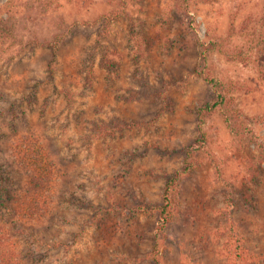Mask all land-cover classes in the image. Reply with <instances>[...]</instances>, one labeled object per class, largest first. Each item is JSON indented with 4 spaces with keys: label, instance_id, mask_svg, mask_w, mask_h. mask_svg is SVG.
<instances>
[{
    "label": "rangeland",
    "instance_id": "1",
    "mask_svg": "<svg viewBox=\"0 0 264 264\" xmlns=\"http://www.w3.org/2000/svg\"><path fill=\"white\" fill-rule=\"evenodd\" d=\"M0 177V264H264V0H0Z\"/></svg>",
    "mask_w": 264,
    "mask_h": 264
},
{
    "label": "trees",
    "instance_id": "2",
    "mask_svg": "<svg viewBox=\"0 0 264 264\" xmlns=\"http://www.w3.org/2000/svg\"><path fill=\"white\" fill-rule=\"evenodd\" d=\"M45 46H51L48 43H45ZM208 48V47H206ZM202 70L197 71L198 75H202L203 78L210 83L213 87H216V84L214 82V79L208 75V73H203ZM87 80H89V77H86ZM214 97L213 100L207 104L204 105V107L201 109L200 111V116L205 118L208 117L211 113L215 112V110L217 109V107L219 105H221L224 101V96L220 93V91L217 89H214ZM200 124L203 122V119L200 118L199 120ZM98 128V127H96ZM200 128V127H199ZM99 129V128H98ZM97 130V129H96ZM117 130L120 131L121 130V125L120 123H115L112 126V132ZM105 132V131H104ZM97 134H101L100 132H98ZM103 134V132H102ZM104 136V134L102 135ZM21 144L22 145H26L25 146V151H21L19 152V156L21 158V160L24 163V167L29 171L30 170V174L32 175V188L27 190V199L22 201L23 204L28 203L29 206H32V204L35 202L36 199H31L33 198L35 195L33 193L38 194L37 191H35V188L39 185H42L43 182L47 183L48 182V178H45V174L48 176V171L47 169L43 168L42 166L40 167L42 160L38 157L39 155H41V152L39 149L35 148L33 145H31V140H28V137H22L21 138ZM207 143V138L206 135L203 132L199 133V136L196 138V140L194 141V143L192 145H190L186 151L185 154V158L183 161V166L182 169H180L179 171L175 172L173 174V176H171L168 180V182H166V185L164 187L163 190V195H162V200L161 203L158 206L155 207H148L146 205H139L137 207H135L134 209L138 212L143 213L144 215H152L154 213L157 214V219H156V229L159 233L163 232L164 229L166 228L168 222L171 220L172 215L174 213L175 207L177 205L178 202V185L180 180L182 179V177L184 175H187L191 170H193L194 168V164H195V156L196 154L203 150V148H205V144ZM47 164V163H45ZM48 165V164H47ZM212 166L214 168H216V165L214 163H212ZM7 181H4L1 177H0V204H1V196L2 194H4L7 191V188L5 186ZM227 184V189L225 191V195H226V205L229 207L231 206V200H232V189L230 187L229 183ZM44 186V185H42ZM32 192V193H30ZM24 195H21V198ZM21 198H18V200H20ZM230 216V214H229ZM3 247H5L7 249V251H5L3 249ZM11 257H14V253L13 251H11L7 244L2 243L0 241V259L3 261H6L8 263H10L12 260ZM16 262V261H14ZM13 262V263H14ZM12 263V264H13ZM7 264V263H6Z\"/></svg>",
    "mask_w": 264,
    "mask_h": 264
}]
</instances>
